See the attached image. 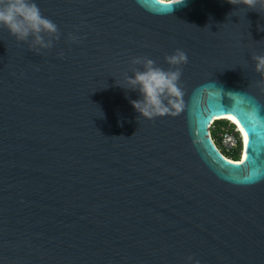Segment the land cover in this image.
Instances as JSON below:
<instances>
[{
    "label": "water",
    "instance_id": "1",
    "mask_svg": "<svg viewBox=\"0 0 264 264\" xmlns=\"http://www.w3.org/2000/svg\"><path fill=\"white\" fill-rule=\"evenodd\" d=\"M35 3L58 26L51 49L0 25V264H264V10ZM177 49L185 107L145 118L119 85L134 58L168 70ZM215 117L248 132L237 161Z\"/></svg>",
    "mask_w": 264,
    "mask_h": 264
},
{
    "label": "clouds",
    "instance_id": "2",
    "mask_svg": "<svg viewBox=\"0 0 264 264\" xmlns=\"http://www.w3.org/2000/svg\"><path fill=\"white\" fill-rule=\"evenodd\" d=\"M183 0H159L173 10ZM232 5H245L251 10L259 7L264 10V0H228ZM0 25L6 27L18 41L30 42L29 46L36 52L51 49L54 41L60 39L58 26L44 17L35 0H0ZM69 39L79 42V37L69 34ZM61 57L63 53L60 54ZM171 66L168 70L156 66V62L147 57L132 60L134 65H141L143 70L135 69L134 76L125 74L122 88L137 91L140 98L131 103L141 116L153 119L164 115H178L185 107L184 91L180 87L183 66L188 63L187 54L177 49L174 54L165 57ZM256 72L264 76V55H253ZM194 258L188 257L189 264ZM195 264H200L195 260Z\"/></svg>",
    "mask_w": 264,
    "mask_h": 264
},
{
    "label": "built area",
    "instance_id": "3",
    "mask_svg": "<svg viewBox=\"0 0 264 264\" xmlns=\"http://www.w3.org/2000/svg\"><path fill=\"white\" fill-rule=\"evenodd\" d=\"M210 130H217L215 139L212 141L215 143L217 149L221 153H233L238 152L241 146V137L239 134V128L230 122H227L225 128L217 129L213 122L209 126Z\"/></svg>",
    "mask_w": 264,
    "mask_h": 264
},
{
    "label": "trees",
    "instance_id": "4",
    "mask_svg": "<svg viewBox=\"0 0 264 264\" xmlns=\"http://www.w3.org/2000/svg\"><path fill=\"white\" fill-rule=\"evenodd\" d=\"M213 125L219 129V128H225L227 126V121L226 120H217L213 122ZM216 132L217 130H210V136L212 139H215L216 137ZM224 155V157L233 160V161H237L238 160V152H233V153H222Z\"/></svg>",
    "mask_w": 264,
    "mask_h": 264
},
{
    "label": "snow or ice",
    "instance_id": "5",
    "mask_svg": "<svg viewBox=\"0 0 264 264\" xmlns=\"http://www.w3.org/2000/svg\"><path fill=\"white\" fill-rule=\"evenodd\" d=\"M150 2H151V0H150ZM155 2L159 4V0H155ZM246 115H247V118H248V119H251V117H249L247 113H246ZM229 119H233V117H229ZM238 123H239V122H238ZM246 126H248V125H246ZM251 127H252L253 129H255L254 125H252ZM240 131H241V132L243 133V135H244L245 146L247 147V145H248V132L245 131L244 127H241V128H240ZM229 163H231V162H229Z\"/></svg>",
    "mask_w": 264,
    "mask_h": 264
},
{
    "label": "bare ground",
    "instance_id": "6",
    "mask_svg": "<svg viewBox=\"0 0 264 264\" xmlns=\"http://www.w3.org/2000/svg\"><path fill=\"white\" fill-rule=\"evenodd\" d=\"M218 118H224V119L229 120V121L232 122L233 124L235 123V122L233 121V119H229V117H215V119H218ZM213 119H214V118H213ZM239 134H240L241 139H243V142H244V135H243V133L240 131V129H239Z\"/></svg>",
    "mask_w": 264,
    "mask_h": 264
}]
</instances>
